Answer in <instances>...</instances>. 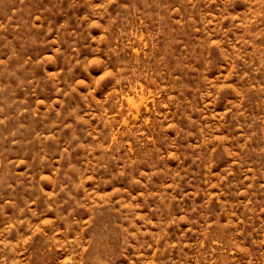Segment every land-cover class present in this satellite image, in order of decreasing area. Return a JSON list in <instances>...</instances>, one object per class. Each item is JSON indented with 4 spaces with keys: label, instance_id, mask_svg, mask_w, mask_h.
Masks as SVG:
<instances>
[{
    "label": "rangeland",
    "instance_id": "obj_1",
    "mask_svg": "<svg viewBox=\"0 0 264 264\" xmlns=\"http://www.w3.org/2000/svg\"><path fill=\"white\" fill-rule=\"evenodd\" d=\"M0 264H264V0H0Z\"/></svg>",
    "mask_w": 264,
    "mask_h": 264
}]
</instances>
